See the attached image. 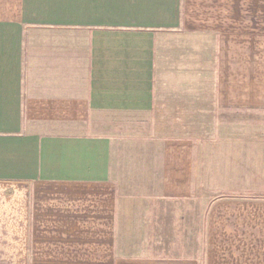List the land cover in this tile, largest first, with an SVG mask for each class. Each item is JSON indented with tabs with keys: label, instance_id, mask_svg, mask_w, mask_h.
<instances>
[{
	"label": "crops",
	"instance_id": "obj_1",
	"mask_svg": "<svg viewBox=\"0 0 264 264\" xmlns=\"http://www.w3.org/2000/svg\"><path fill=\"white\" fill-rule=\"evenodd\" d=\"M0 264H264V0H0Z\"/></svg>",
	"mask_w": 264,
	"mask_h": 264
}]
</instances>
